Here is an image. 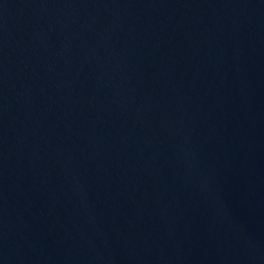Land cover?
<instances>
[{
	"label": "water",
	"instance_id": "1",
	"mask_svg": "<svg viewBox=\"0 0 264 264\" xmlns=\"http://www.w3.org/2000/svg\"><path fill=\"white\" fill-rule=\"evenodd\" d=\"M0 264H264V0H0Z\"/></svg>",
	"mask_w": 264,
	"mask_h": 264
}]
</instances>
